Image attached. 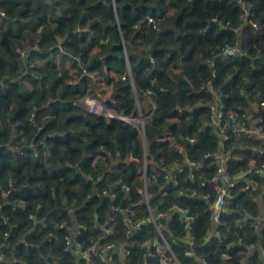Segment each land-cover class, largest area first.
Instances as JSON below:
<instances>
[{
	"label": "trees",
	"instance_id": "trees-1",
	"mask_svg": "<svg viewBox=\"0 0 264 264\" xmlns=\"http://www.w3.org/2000/svg\"><path fill=\"white\" fill-rule=\"evenodd\" d=\"M244 1L259 30L237 0H0V264H161L165 241L180 264H264V137L213 122L215 100L223 122H248L264 98V0ZM228 44L243 55L222 60ZM91 73L118 112L149 94L144 135L79 104L96 92ZM256 115L264 134V108ZM221 150L238 180L216 224ZM179 207L195 215L190 228ZM154 208L167 213L158 226L144 223ZM92 247L90 262L76 252Z\"/></svg>",
	"mask_w": 264,
	"mask_h": 264
},
{
	"label": "built area",
	"instance_id": "built-area-1",
	"mask_svg": "<svg viewBox=\"0 0 264 264\" xmlns=\"http://www.w3.org/2000/svg\"><path fill=\"white\" fill-rule=\"evenodd\" d=\"M237 2L241 5V9L243 10L242 18L244 20V25L251 23L253 30H259L260 25L258 22L250 20L252 14V10L250 7V4L245 2L244 0H237ZM231 24L229 22H225L222 27L224 29H229ZM242 30V29H241ZM241 33V31H240ZM222 60L224 61H233L240 57L242 54L241 48L238 45H226L222 52L220 53ZM123 78H125L123 76ZM208 88L214 92L215 94H218L214 91L213 86L209 83ZM103 88L99 89L98 83H97V90L95 94L85 96L84 99L79 102V104L83 105V107L88 110L91 113L94 114H100L105 115L108 119L116 118L122 121H125L127 123H130L134 128L138 131L139 134L144 135L146 131V124L148 121V117L152 114L155 103L153 99L149 96V94H144L143 96H138V99L136 100V105L134 108V112L131 114H125L122 112H118L115 108L110 107L106 104V99L103 98ZM112 101H114L112 99ZM78 104V102H75ZM149 107V112L147 111L146 107ZM213 107V122L217 125H219L222 132L225 131V127L227 125H230L234 132H246L250 134H258L261 137H264L262 126H259V122H261V119L256 115L262 108H264V98L261 96L259 100L252 103L251 108L249 110L246 116V118L249 119V121H241L238 119L237 114L235 112H229V120H226L223 122L224 119V113L223 108H225L224 104L221 102L218 103L217 100H215ZM181 110V109H180ZM251 123V124H250ZM224 134V138H225ZM223 138V136H222ZM194 140V139H191ZM218 157L219 161V168H218V174H216L212 180V186L217 190V196L211 203V211L213 213V220L214 222L219 223L221 222L222 214L229 211L230 206V195L229 190L231 187L235 186L237 184L238 178L230 174L226 170V156L225 153L221 150L216 155ZM190 165L195 166L196 163L194 161L188 162ZM147 165V163L145 164ZM144 165L143 169L144 172L146 170V166ZM264 166V165H263ZM179 167V166H178ZM181 170V168H180ZM261 174V173H260ZM258 186V182L255 180H251L248 184L247 188L249 189H255ZM124 188L126 190H129V186L124 185ZM147 185L145 184L143 188L144 192V200L146 202H149V194L147 192ZM103 194H107L109 197L114 198L116 196L115 189L112 191H109L107 189H103ZM177 209V207H176ZM181 213L183 214L182 221L184 222L185 226L187 228H190L192 221L195 218V215L190 212V209L188 208H180ZM128 211V210H127ZM167 216L166 212H159L155 215H152L149 219H147L148 222L152 221L157 226V220L161 217ZM127 225L130 229L137 228L140 223L135 222L132 220L131 217H127ZM104 227V230L106 233H110L113 230V226H107ZM149 248L150 245L149 242H147ZM108 247H104L103 254L108 259L111 260L112 256L110 254V251L107 249ZM124 254L125 257L129 255L130 250L127 249V247L124 248ZM160 252L162 255L161 258V264H167L169 262H172L173 264H180V262L175 258L174 253L172 252L169 244L165 241V245L163 247H160ZM96 251V247H92L91 249L80 251L77 250L76 252L81 253V255L88 261H91L92 254ZM191 250L187 251V254H191ZM149 255H153L152 250H149ZM4 259V255L0 254V260Z\"/></svg>",
	"mask_w": 264,
	"mask_h": 264
},
{
	"label": "rangeland",
	"instance_id": "rangeland-1",
	"mask_svg": "<svg viewBox=\"0 0 264 264\" xmlns=\"http://www.w3.org/2000/svg\"><path fill=\"white\" fill-rule=\"evenodd\" d=\"M21 53L23 54V52L21 51ZM60 63L62 64V65H65V66H67L68 68H70L72 71H74L75 69H74V67H73V65H72V63L71 62H69L68 60H66L65 62H61L60 61ZM180 70V68L177 66V65H172L171 67H170V73H169V76L170 77H176V74H178V72H180L179 71ZM91 75H92V80H93V84H95V86H96V90H97V83H98V87H99V89H101V88H103V98L104 99H106V100H108V99H110L111 97H112V90H111V87L109 86H107V84L105 85V83H104V80H102L99 76H97L96 74H94V73H91ZM90 96V94H87L86 96ZM138 99V96H136V100ZM147 108V111L149 112V107L147 106L146 107ZM260 204H259V207H260V217H262L263 218V220H264V205H263V202H262V198H260ZM256 249H260V247L259 246H257V248Z\"/></svg>",
	"mask_w": 264,
	"mask_h": 264
},
{
	"label": "crops",
	"instance_id": "crops-1",
	"mask_svg": "<svg viewBox=\"0 0 264 264\" xmlns=\"http://www.w3.org/2000/svg\"><path fill=\"white\" fill-rule=\"evenodd\" d=\"M147 162H145L144 163V165L146 164ZM144 180H145V178H144ZM145 182V181H144ZM260 198H262V202H263V205H264V199H263V196H259L258 198H257V202H258V204H260ZM151 212V216L150 217H152V215H155L156 213H159V211L156 209V208H154V209H152V211H150ZM258 220H260L261 222H262V225L260 226V228L261 229H263V227H264V220H263V218L262 217H260V215H259V217H258ZM147 221V220H146ZM146 221L144 222V223H146ZM259 246V245H258ZM126 246H123L122 248H121V252H122V256L125 258V254H124V248H125ZM255 248V247H254ZM257 248V247H256ZM261 252H262V249H261ZM263 253V252H262Z\"/></svg>",
	"mask_w": 264,
	"mask_h": 264
},
{
	"label": "water",
	"instance_id": "water-1",
	"mask_svg": "<svg viewBox=\"0 0 264 264\" xmlns=\"http://www.w3.org/2000/svg\"><path fill=\"white\" fill-rule=\"evenodd\" d=\"M247 217H249V216H247ZM146 223H148V221H146ZM264 228V227H263Z\"/></svg>",
	"mask_w": 264,
	"mask_h": 264
}]
</instances>
